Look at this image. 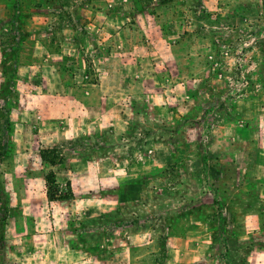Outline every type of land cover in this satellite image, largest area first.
<instances>
[{"label":"rangeland","instance_id":"obj_1","mask_svg":"<svg viewBox=\"0 0 264 264\" xmlns=\"http://www.w3.org/2000/svg\"><path fill=\"white\" fill-rule=\"evenodd\" d=\"M44 34L66 39L67 53L53 64L58 89L42 87L47 68L32 92L65 98L11 117L24 108L18 67L29 57L16 42ZM0 48V264H251V251L264 252V0H0ZM161 141L176 153L166 166L146 150ZM108 144L132 178L113 173L115 188L75 194L72 175L58 173L84 172L75 159H100ZM113 162L103 176L124 167ZM137 180L147 201L170 186L178 196L125 222L107 195ZM186 200L211 209L174 231Z\"/></svg>","mask_w":264,"mask_h":264},{"label":"crops","instance_id":"obj_2","mask_svg":"<svg viewBox=\"0 0 264 264\" xmlns=\"http://www.w3.org/2000/svg\"><path fill=\"white\" fill-rule=\"evenodd\" d=\"M44 38H42V36H39L41 38H38L37 36H31L34 40V43L30 46H28L27 44H21V40H19V42H16V49L19 50L20 54H21V59L23 58V54H25V52L27 51V54H29L27 63H20L19 67H18V77H19V83L18 85H20L19 90L21 91V86H22V91L20 93V96L18 98L19 101H22L24 103V108H20L18 110H13L11 111V117H24V115L27 116H34L36 114H42L43 110H38L35 108L34 103L42 101V100H53V99H63L65 98V93L64 92H54V93H50L48 91H43L42 87H47V86H51V87H55L56 90L58 89V85H59V73L57 72V70L53 67L55 63H58L57 61L59 60V58H62V55H64L65 53H67L66 50V39L63 38H56V36H53V38H50L47 36V34L43 35ZM61 37V36H60ZM90 37H86L81 35L80 38H76L73 39L72 41H68V42H73V43H77L80 40H88ZM54 39V41L52 40ZM91 40V39H90ZM54 42L55 44V48L59 49V53L52 55L51 52L48 50V47L45 45L46 42ZM72 43V44H73ZM71 44V43H68ZM29 47V49H28ZM1 48H0V54H1ZM60 53H62V55H60ZM52 61V62H51ZM55 61V62H54ZM42 66V69H41ZM54 71L53 77L52 78H43L40 79V83L42 84L41 87V91L37 92L36 94H34L32 92V87H33V74L35 72H40L41 70L48 69ZM83 72V68L78 69L75 74H76V79L80 78L81 73ZM41 76V77H42ZM108 76V74H105V77ZM97 81V80H96ZM61 83H62V78H61ZM60 83V84H61ZM83 84V83H82ZM92 86H97V82H92L90 83ZM85 86L89 85V83L87 84H83ZM90 85V86H91ZM83 97H85L84 95H82ZM78 99H81L79 96H77ZM105 99V97H104ZM121 119V116H120ZM111 125H113L112 120H110L109 122ZM126 124V123H125ZM124 124V125H125ZM120 126H124L121 124H118ZM88 128L90 129V127L88 126ZM114 129H111L109 132H113ZM54 135H59L62 132H60V130L56 129V130H52ZM64 135V133L62 134V136ZM41 142L43 141L42 139L40 140ZM57 142V141H56ZM158 146V147H162L164 148L165 151V159L164 160H160L158 157H156V148H154V146ZM42 147H47L45 144L42 145ZM111 145H105V149H104V156L101 157L100 159L96 158V156H93L92 158L90 156L86 157H80L78 156L75 160L76 162L80 163V164H84L88 167H86L84 172H78V173H74L73 171H65V172H60L58 173V175L60 176H68V173H70V175H72L73 179H74V185H73V192L75 194L79 193H85V191L87 190H91L94 188H99L100 185L107 183H110V185H112V187H116L115 185L117 182V179H119L118 177L114 176L117 173H121L124 178H121V181H125L126 179H129L130 177L132 178V175H130V173L128 171H126V166H125V162L124 159H121V157L116 158L113 156V148H111ZM122 150L124 149V146L121 148ZM146 150L148 151L149 155L148 157H150V160L152 159L155 163H157L160 166H166L167 164L171 163V161H174V155L173 154L174 151H172V148L170 147V144L164 142H159L158 144H152V145H146ZM179 154H182V152H178ZM188 153V151H187ZM147 155V152H146ZM187 155V154H186ZM139 156V154H138ZM142 160H147L146 156L144 155V152L140 153L139 156ZM110 161H114L113 163L115 165H123L119 166V169H117V171L114 172H109L108 174H105V176L102 175L101 171L99 170L100 166L102 165H106L108 164V162ZM129 163V162H128ZM79 171V170H78ZM130 171V170H129ZM116 173V174H113ZM129 174V175H128ZM138 177V176H137ZM224 177V174H220L217 177V180L222 179ZM147 178V177H145ZM144 178V179H145ZM146 180V179H145ZM120 181V180H119ZM183 182H186L187 184L191 183L193 181L192 177L188 178L185 177L183 180ZM146 181H142V180H137L135 181L136 184H132L130 182H127L126 184L123 185V187H119V192L117 193V195H107V198L109 200L110 204H115L117 207V211L116 213H118V215L124 219L125 222H127L128 220H126L124 217L128 212H132L135 211L137 213H139L140 209H142L143 207L146 206H150L153 205L154 203H156V201H158L159 199H168L169 201H171V199L175 198L178 196L177 194V187L173 188V187H168L165 188L164 190L160 191V192H154L155 196H153L151 199H149L148 201L146 199H143V194L142 192L137 191L136 189H141L144 188V184ZM111 187V186H110ZM184 188H186V185L184 183ZM182 188V189H184ZM199 188V187H198ZM199 192L201 193L200 188L198 189ZM182 191V190H181ZM136 193V194H135ZM140 195V196H139ZM202 195L200 194V197ZM176 199V198H175ZM181 200V199H180ZM182 201V200H181ZM177 203V201H176ZM175 203V200L173 202V206L177 209V205ZM130 204V205H129ZM180 205H183L180 203ZM184 205H189V207H186L187 209H182L183 210H190L192 212L189 211V213L186 215V217H181L179 219H175L172 221L173 225H171V228H173V230L175 231L176 229H178V227H181L182 225H190L191 223H198L200 222V224L203 222V220L206 217V213H208L211 209L210 206L207 205H203V204H198L196 206L190 205L189 201H185ZM171 206V205H170ZM185 206H182V208ZM170 209H172V206L170 207ZM231 211H234L233 208L231 207ZM172 220V219H171ZM61 241H63V243L65 244L66 241V235L61 233ZM44 239L42 241V244L47 243L49 237L46 238H41ZM261 257L264 258V252L260 253V252H253L251 251L250 254V259L249 261H251V264H260L259 261L261 260Z\"/></svg>","mask_w":264,"mask_h":264},{"label":"trees","instance_id":"obj_3","mask_svg":"<svg viewBox=\"0 0 264 264\" xmlns=\"http://www.w3.org/2000/svg\"><path fill=\"white\" fill-rule=\"evenodd\" d=\"M51 151H49V150H43L42 152H41V157H42V160L44 161V162H48L47 160L49 159V156H47L49 153H50ZM52 165H56V163H52Z\"/></svg>","mask_w":264,"mask_h":264}]
</instances>
